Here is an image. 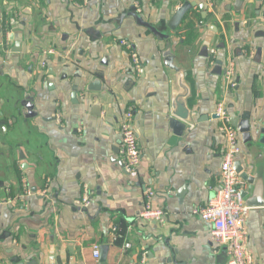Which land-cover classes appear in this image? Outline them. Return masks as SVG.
Listing matches in <instances>:
<instances>
[{
	"label": "crops",
	"instance_id": "0c3cea01",
	"mask_svg": "<svg viewBox=\"0 0 264 264\" xmlns=\"http://www.w3.org/2000/svg\"><path fill=\"white\" fill-rule=\"evenodd\" d=\"M136 16L169 37L164 50ZM166 51L190 91L182 130ZM231 60L235 88L224 76ZM220 105L230 120L249 115L236 164L254 181L243 179L247 248L264 264V0H0V264H100L105 249L106 264H226L211 225L193 214L221 185ZM129 108L142 154L134 175L120 157ZM148 190L162 224L140 217Z\"/></svg>",
	"mask_w": 264,
	"mask_h": 264
},
{
	"label": "built area",
	"instance_id": "2783aa9c",
	"mask_svg": "<svg viewBox=\"0 0 264 264\" xmlns=\"http://www.w3.org/2000/svg\"><path fill=\"white\" fill-rule=\"evenodd\" d=\"M131 52V57L135 70H139L141 62L138 54L133 50L132 45L127 41H122ZM55 52L50 50L43 53L44 57L53 55ZM216 54L215 50L211 51ZM46 61L42 66L45 68ZM235 63L231 60L224 70V76L231 87L235 88L233 82ZM217 119L221 122L219 128L225 139L224 160L221 166L220 187L217 194L205 207H199L193 211V214L199 216L203 221L209 223L212 227V235L215 241L224 248L227 257L226 264H253V259L248 251V232L245 227V221L251 207L243 197L244 181L236 169V159L241 152L240 132L231 124L230 117L223 105H220L216 112ZM134 109L129 108L121 123L120 133V157L122 167L128 175H134L141 163V150L138 143V137L133 124ZM28 194H31L28 191ZM147 204L140 214L141 219L147 222L162 224L165 222V212L155 208L152 205L154 193L150 190L146 192ZM81 209H87L91 205L88 192L82 200L76 203ZM126 248H130L127 244ZM94 256L99 259L100 251L98 247L94 249Z\"/></svg>",
	"mask_w": 264,
	"mask_h": 264
},
{
	"label": "water",
	"instance_id": "95a60500",
	"mask_svg": "<svg viewBox=\"0 0 264 264\" xmlns=\"http://www.w3.org/2000/svg\"><path fill=\"white\" fill-rule=\"evenodd\" d=\"M243 1L244 0H239V3H243ZM190 9H191L190 3H185L184 5H182V7L180 9H178V11H176L174 16L169 21L168 28L172 31H176L178 29L180 23L184 19L185 15L187 14V12ZM136 19H137V22L139 25H142V26L149 28L152 31V33L161 40L160 47L162 50H164L165 49L164 41L166 39H168L169 37L167 35L161 33L159 30L151 27V25L144 22L141 18L136 16ZM20 51H21V44L19 42H17L14 46L13 52H20ZM165 56L167 57L166 62H165L166 66L169 69L175 71V73L178 74V76H179L180 92L176 93L173 96V99H172V116H174V118L178 119V120L174 119V121H173V123H175V126L177 127V129L181 128V130H182L186 127V125H184L183 123H187L189 121L190 115H191V112L188 109L187 102H186V99L190 95V91L185 84L184 74L181 72L180 68L176 64L174 57H172L170 55L169 51H166ZM217 65H218L217 66V71H218L217 73L220 74L222 72V63L218 62ZM22 105L27 110V114L25 115V117L27 119H31V118H34L37 116V113L34 111V104L32 103L31 100L28 99V100L23 101ZM214 117L217 118L216 115H214ZM231 123H232V126L237 128L239 130V132L243 135L244 140H248V141L251 140L250 123H249V115L248 114H246L244 116L242 122H239L238 119L232 118ZM235 166H236L237 172L240 174L242 179L248 180V182L251 185H253V182H254L253 179L248 177L247 175H245L242 172V168L239 167L240 165L236 164ZM243 197H244V195H243ZM248 205H249V203H248ZM100 264H106V249L104 250V252H102Z\"/></svg>",
	"mask_w": 264,
	"mask_h": 264
}]
</instances>
